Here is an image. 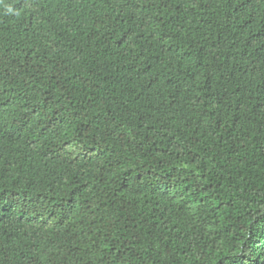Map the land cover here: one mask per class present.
Listing matches in <instances>:
<instances>
[{
	"label": "trees",
	"instance_id": "trees-1",
	"mask_svg": "<svg viewBox=\"0 0 264 264\" xmlns=\"http://www.w3.org/2000/svg\"><path fill=\"white\" fill-rule=\"evenodd\" d=\"M0 264H264V0H0Z\"/></svg>",
	"mask_w": 264,
	"mask_h": 264
}]
</instances>
